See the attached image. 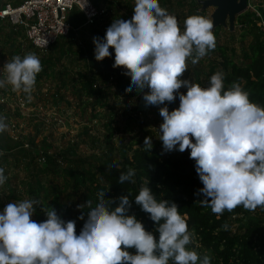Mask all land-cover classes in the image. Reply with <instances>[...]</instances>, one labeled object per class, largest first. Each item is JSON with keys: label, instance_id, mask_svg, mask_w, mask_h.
<instances>
[{"label": "clouds", "instance_id": "9594fccd", "mask_svg": "<svg viewBox=\"0 0 264 264\" xmlns=\"http://www.w3.org/2000/svg\"><path fill=\"white\" fill-rule=\"evenodd\" d=\"M213 27L208 18L192 15L181 30L159 0H135L132 18L115 19L105 36L93 37V43L97 61L110 57L114 48L113 68L126 69L124 74L131 77L126 91L143 93L146 106L171 104L178 96V108L159 109L163 123L158 138L165 152L190 150L203 184L196 193L203 199L198 201L219 217L238 206L250 212L264 210V106L251 101L239 82L225 90L222 71L210 77L208 87L182 79L188 61L195 65L215 49ZM42 70L35 53L14 56L0 69V89L10 86L31 100ZM7 128L6 118L0 116V133ZM152 147V137H145L144 150ZM114 166L118 167L115 162ZM135 176V169L129 168L118 182L135 183ZM6 181L0 167V186ZM105 193L96 194L95 206L87 201L89 211L86 220L83 214L79 217L85 221L79 234L76 221H65L52 206L41 208L47 219L37 222L32 217L39 201L7 203L0 210V264H211L207 252L197 251L195 232L179 206L158 201L149 183L141 185L134 200L155 223L158 238L129 214V194L105 199ZM77 208L83 209L82 204Z\"/></svg>", "mask_w": 264, "mask_h": 264}, {"label": "trees", "instance_id": "16d2710c", "mask_svg": "<svg viewBox=\"0 0 264 264\" xmlns=\"http://www.w3.org/2000/svg\"><path fill=\"white\" fill-rule=\"evenodd\" d=\"M92 1L97 7H100L101 0ZM170 2L167 0L163 6ZM191 4L190 16L202 15L205 17L206 10H201V5L197 0H193ZM180 5H185V2L181 0ZM125 7L126 13H131L130 17L125 15L123 18L112 15L109 19L112 22L115 19H131L134 15V8L131 3L126 2ZM258 10L263 16L262 19L251 12L239 16L238 23L245 31H257L263 35L264 7L259 6ZM79 21L84 23L85 20L80 18ZM79 21L72 20L73 26L79 24ZM98 22L92 26H97ZM178 25L183 30L184 23H178ZM213 32L216 37V31ZM71 33L74 32L71 31ZM5 37L11 38L13 35L5 33ZM12 43L9 50L12 51L11 55L14 57L17 52L21 51V45L13 47ZM31 47L33 48L32 45ZM73 47L69 46V61L63 65L64 70L57 71L58 92L56 96H60V92L68 85L75 84L76 80L72 69L78 63L77 58L84 57V51L80 49L78 52H73ZM110 52L112 55L103 61L93 59L89 62L84 58L81 66L83 72H79V78L82 81L80 82L81 89H76L75 93L78 92L79 98L84 97L91 100L95 118L99 117L98 107L105 108L108 115H114L117 108L128 106L129 97L140 94L135 89L131 92L126 91L131 77L124 74L126 69L123 67L113 68L114 48H110ZM210 52L214 54L218 52L220 60L212 62L205 76L202 74V70L197 71L194 76L195 83L200 84L201 87H208L210 77L217 71H222L225 75V90L233 82H239L244 90L249 92L251 101L264 106V38L256 35L247 47H242L239 60L235 59L236 50L229 46L217 44L216 49ZM45 66V70L37 75L38 87H41L39 81L42 77L50 76L49 71L57 68V63L48 59L45 61ZM76 85L77 83L74 87ZM0 94L4 96L6 91L0 90ZM112 100L116 103H111ZM137 105L138 103L132 106L131 112L135 113L136 117L130 116L129 120L132 121V124L129 129H139L140 133L146 136L154 134L152 127H156L159 123L160 107L167 106L170 111L172 110L170 104L154 105L147 111H139ZM0 108L5 110V104ZM137 140L140 145L131 149V155L127 151L122 160L101 157L94 158V161L91 162L92 160L89 161L68 153L63 160L68 166H73L76 173H70L68 169L64 172L56 163L58 161L50 160L51 155L48 151H42L45 154L44 161L32 156L30 159L32 163L28 165L31 179L30 181H21L19 184L14 183L17 178L12 176L11 170L19 167L20 160L16 158V163H12L10 157L13 155L9 151L3 153L0 150V167L5 169L7 176L6 183L0 186V196L1 193H4L12 199L21 200L26 195L29 199L39 201L40 203L34 205L36 211L32 217L37 222L47 219L41 208L52 206L65 221H76V230L79 234L85 222L79 217L83 214L85 220L87 219L89 211L87 201L91 200L95 206L98 192H106L105 199H114L129 194V198L132 199L129 214H135L137 219L143 222L146 230L153 232L158 238L159 234L155 232V223L149 218V214L143 212L140 206L135 204L134 200L139 194L141 185L149 183V187L158 201L166 199L179 206L180 214L185 217L189 229L194 230L196 240L200 244L197 251L207 252L212 257L211 264H264V210L258 207L254 211L255 213H252L246 211L242 206H238L232 212L226 210L218 217L212 213L210 208L202 207L198 201L203 199L202 196L196 195L203 184L196 172L195 161L190 159V150L180 154L166 155L162 143H155L152 139V149L145 151L144 139ZM46 162L49 165H46ZM114 162L118 167L114 166ZM35 164L42 166L38 172H35V168L32 171V165ZM110 165L112 166L110 167ZM129 168L136 171L135 183L120 184L118 182L119 175L127 172ZM80 204L83 209L77 208V205ZM115 206L117 205L114 204L113 207ZM3 207V197H0V210ZM225 224L229 226L228 230L222 228V225ZM130 251L134 252V249Z\"/></svg>", "mask_w": 264, "mask_h": 264}, {"label": "rangeland", "instance_id": "374dc122", "mask_svg": "<svg viewBox=\"0 0 264 264\" xmlns=\"http://www.w3.org/2000/svg\"><path fill=\"white\" fill-rule=\"evenodd\" d=\"M170 4L163 6L167 0H159L160 6L167 9L168 13L174 15L177 18L178 23H184L185 19L190 16L191 2L193 0H183L185 5L181 6V0H170ZM198 2L200 0H197ZM126 3H131L132 7H135V0H101L100 7L107 9V16H104L99 20L97 26L81 25L78 30V36L74 39L73 52H78L82 49L84 51V57L77 58L74 71L75 84L68 85L61 92L60 96H56L57 90V71L63 69V65L67 63L69 57L65 56V50L70 45H67L65 49H61L58 45L51 47L48 51H40L30 46V43L24 39L21 33H15L13 28L9 24H0V69L3 65L13 58L9 50V46L12 43L13 47L21 45V51L17 52L14 56L23 57L27 53H35L41 60L42 71L45 70V61L52 59L54 63H57V68L50 70V76H44L39 81L41 87H38L37 82L31 93V100H28V107L21 110L18 107L19 97H26L23 92H13L9 86L5 90L8 93L5 110L0 108V116L6 118L8 128L3 133H0V150L4 153L9 151L13 156L10 157L12 163H16L15 159L20 160L18 168L11 170L14 183H20L21 181H30V169L28 165L32 163L30 159L32 156H38L42 151H48L51 155V159L58 161L60 169L64 172L68 169L70 173H76L75 168L65 164L63 158L68 154L88 159L93 162L94 158L109 157L114 160H122L126 152L129 151V155L132 154L133 148H137L140 144L137 139H145L148 137L142 135L139 129H129L132 121L129 120L130 116L136 117L135 113L131 112L132 106L138 103V98L129 97L126 108L124 106L117 108L114 115H108L105 108L98 107L97 112L99 117H94V107L91 100H87L84 97L79 98L76 89H81L79 72L83 69V59L91 62L95 59L94 50L95 45L93 43V37L103 38L106 34V30L113 23L110 16L127 17L131 16V13L127 12ZM256 8L264 7V1L258 2L252 1ZM214 8L206 10L205 17L213 21L212 15ZM251 10H247L246 13H251ZM254 13V12H252ZM242 14V15H244ZM192 16V15H191ZM241 16V15H240ZM71 22L81 18V13L75 10L70 13ZM239 18V16H238ZM238 18L235 23V27L231 30L229 22L227 26L216 27L217 33L216 45H225L232 47L236 50V60L241 58L242 47H247L256 35H260L264 38V34H259L257 31H245L243 27L238 23ZM82 19V18H81ZM5 33H10L13 37H5ZM64 38H60L58 43H62ZM63 44V43H62ZM67 44V43H66ZM60 45V44H59ZM216 49V47H215ZM220 60V54L218 52L208 54L203 57L197 64L193 65L188 61V71H186L182 79H192L195 83V74L197 71L202 70V74L208 73L209 67L213 61ZM179 91L186 94L187 89L181 88ZM2 93V92H1ZM60 97V99H59ZM3 95L0 94V106L4 105L1 102ZM58 100V101H57ZM111 103H116L111 101ZM169 105V104H167ZM172 110L179 107V98L174 103H171ZM9 107V108H8ZM127 113V114H126ZM163 123V118L159 117V123L156 127H152L154 133L151 137L155 143H162L158 138L159 127ZM17 136L19 140L30 144V148L23 149L18 148L19 145L15 143L13 137ZM19 142V141H17ZM194 142V141H193ZM20 143V142H19ZM163 144V143H162ZM40 145V147H38ZM178 148V146H177ZM188 151V150H186ZM184 151V152H186ZM166 155L173 153L180 154L178 150L171 152H165ZM46 165H49L46 162ZM31 166V165H30ZM35 168V172H38L42 168L41 164L32 165V171ZM45 181V180H44ZM46 183V181H45ZM3 197L4 206L9 202H18L24 199H29L26 195L21 200H15L8 195L1 193ZM3 209V208H2ZM1 209V210H2ZM236 225V224H235ZM236 227V226H235ZM197 244L199 242L195 240ZM200 245V244H199Z\"/></svg>", "mask_w": 264, "mask_h": 264}, {"label": "built area", "instance_id": "2783aa9c", "mask_svg": "<svg viewBox=\"0 0 264 264\" xmlns=\"http://www.w3.org/2000/svg\"><path fill=\"white\" fill-rule=\"evenodd\" d=\"M252 1L248 0V10L262 19L259 8H256ZM254 1L259 5V0ZM75 10L82 13L85 25L88 26L96 24L107 16V9L97 7L92 0H0V24H9L15 33L23 34L24 39L34 49L48 51L71 30L69 16ZM262 23L264 24V21ZM141 94L134 97L139 99ZM7 96L8 93L1 98L2 103L6 104ZM17 102L21 110L28 107L29 102L26 97H19ZM13 139L19 145L18 148H30V144L19 140L17 136ZM44 159L45 154L42 152L39 160L44 161Z\"/></svg>", "mask_w": 264, "mask_h": 264}, {"label": "water", "instance_id": "95a60500", "mask_svg": "<svg viewBox=\"0 0 264 264\" xmlns=\"http://www.w3.org/2000/svg\"><path fill=\"white\" fill-rule=\"evenodd\" d=\"M201 10L214 8L212 15L213 31L216 27L227 26L229 22L231 30L234 29L238 16L244 14L248 8V0H200ZM148 90H145L147 92ZM154 105L146 106L143 93L140 96L137 108L139 111H147Z\"/></svg>", "mask_w": 264, "mask_h": 264}, {"label": "crops", "instance_id": "0c3cea01", "mask_svg": "<svg viewBox=\"0 0 264 264\" xmlns=\"http://www.w3.org/2000/svg\"><path fill=\"white\" fill-rule=\"evenodd\" d=\"M81 13V12H80ZM70 17V16H69ZM81 18H84V16L82 15V13H81ZM80 20V18L79 19H77V20H75V22L76 21H79ZM85 20V19H84ZM69 22L71 23V30L69 31V33L67 34V35H65V36H62L61 38H64L63 40H62V43H56L55 45L57 46L58 45V48H59V46H61L60 48L63 50V49H65V47L67 46V45H74V39L73 38H75V37H77L78 36V30L80 29V26L81 25H85V21H84V23H81L80 21H79V24H76V25H74L73 26V23L71 22V17L69 18ZM71 31L72 32H74V33H71ZM67 43V44H66ZM60 44V45H59ZM55 45H54V48H55ZM68 49H69V47H68ZM68 49L67 50H65L64 52H65V56L66 57H68V55H69V53H68ZM67 61H69V59H67Z\"/></svg>", "mask_w": 264, "mask_h": 264}]
</instances>
